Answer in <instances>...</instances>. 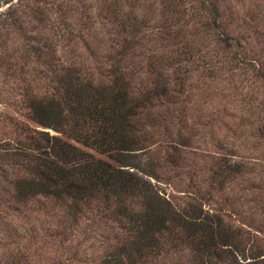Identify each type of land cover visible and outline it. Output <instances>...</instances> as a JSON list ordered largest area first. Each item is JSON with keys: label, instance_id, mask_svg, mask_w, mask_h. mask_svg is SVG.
Instances as JSON below:
<instances>
[{"label": "rangeland", "instance_id": "obj_1", "mask_svg": "<svg viewBox=\"0 0 264 264\" xmlns=\"http://www.w3.org/2000/svg\"><path fill=\"white\" fill-rule=\"evenodd\" d=\"M126 13L145 23L127 31ZM133 35L136 55L125 63L136 83H150L162 56L159 70L180 90L174 104L155 105L149 119L159 123L145 121L135 163L156 173L148 177L174 207L217 214L242 248L204 262L165 237L160 253L133 264H264V0H0V141L15 146L21 126L48 129L30 117L26 97L53 94V70L77 66L107 80ZM20 171L0 155V180ZM2 186L0 264H106L133 236L102 202L73 212L42 194L19 201Z\"/></svg>", "mask_w": 264, "mask_h": 264}, {"label": "trees", "instance_id": "obj_2", "mask_svg": "<svg viewBox=\"0 0 264 264\" xmlns=\"http://www.w3.org/2000/svg\"><path fill=\"white\" fill-rule=\"evenodd\" d=\"M110 10L113 17H119L118 7ZM119 19L127 31H137L145 23L129 13ZM133 37H125L117 50V64L109 79L95 80L90 71L69 65L53 70V94L26 97L30 117L48 129L21 126L15 146L0 141L1 154L21 169L19 174L1 179L2 187L19 201L42 194L66 203L73 212L91 202L111 208L125 219L133 236L112 247L104 257L106 264H133L158 254L165 237L176 240L173 244H188L204 262H211L222 251L236 257L242 249L237 234L224 227L217 214L194 203L174 207L148 177L156 173L134 161L135 151L148 139L145 121L159 123L150 122L157 120L155 105L174 104L180 90H171L170 78L159 70L162 60L167 61L162 56L150 83H136L134 71L125 63L128 58L134 61L136 55L130 50ZM186 45L183 52L190 59L193 51ZM181 79L175 77L174 82L181 83Z\"/></svg>", "mask_w": 264, "mask_h": 264}]
</instances>
